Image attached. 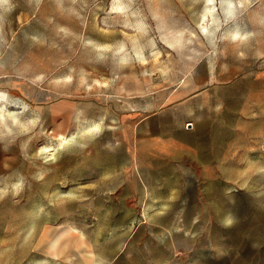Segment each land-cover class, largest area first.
Listing matches in <instances>:
<instances>
[{
    "label": "rangeland",
    "instance_id": "374dc122",
    "mask_svg": "<svg viewBox=\"0 0 264 264\" xmlns=\"http://www.w3.org/2000/svg\"><path fill=\"white\" fill-rule=\"evenodd\" d=\"M213 1L0 0V264H264V0Z\"/></svg>",
    "mask_w": 264,
    "mask_h": 264
},
{
    "label": "bare ground",
    "instance_id": "6f19581e",
    "mask_svg": "<svg viewBox=\"0 0 264 264\" xmlns=\"http://www.w3.org/2000/svg\"><path fill=\"white\" fill-rule=\"evenodd\" d=\"M213 2H214L213 0H207V4L205 6L206 8L204 9L205 11H204L202 17L200 18V22H199V24H200V30H201L202 34H204V35H207V32H208V30H207V20H208V17L209 16H213V11H214V4H213ZM224 2H225V6L223 8V11L225 12V14L229 15V14H231L233 12L234 7H235V4L231 0H224ZM249 3H250V0H239V6H240V8H242V7L244 8V5L245 4H249ZM122 6H123V3L122 2H119V5H118L117 9H121ZM212 34H213V32H212ZM228 35L231 37L230 39H236L237 41H242L243 39L246 38V36L248 34H244V33H241L238 30H235V31L230 32ZM2 113H3V108L0 107V118L2 116ZM89 131H90V129L87 128L86 130L83 131V133L89 132ZM67 143H69L67 138L60 140L59 141V147H63ZM54 152H56V150ZM51 156L54 159L55 153H53ZM56 242H57V240L54 242V244L52 246L53 248H54Z\"/></svg>",
    "mask_w": 264,
    "mask_h": 264
},
{
    "label": "crops",
    "instance_id": "0c3cea01",
    "mask_svg": "<svg viewBox=\"0 0 264 264\" xmlns=\"http://www.w3.org/2000/svg\"><path fill=\"white\" fill-rule=\"evenodd\" d=\"M204 97H203V105H207V106H209V104H210V101H209V97L207 96V95H203ZM189 135H190V139L192 140V142L194 143V144H198V143H201V141H203L202 139L204 138L203 137V135L201 134L200 135V137H198V135H197V133H189ZM205 142V141H204ZM203 142V143H204ZM195 160H197L196 158H195Z\"/></svg>",
    "mask_w": 264,
    "mask_h": 264
}]
</instances>
